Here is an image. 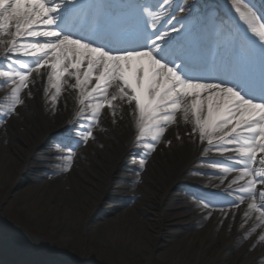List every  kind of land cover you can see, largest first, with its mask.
Segmentation results:
<instances>
[{
  "label": "snow or ice",
  "instance_id": "obj_1",
  "mask_svg": "<svg viewBox=\"0 0 264 264\" xmlns=\"http://www.w3.org/2000/svg\"><path fill=\"white\" fill-rule=\"evenodd\" d=\"M228 5L220 12L207 0H0V58L7 61L0 85H10L11 100L0 124L39 80L53 107L76 92L72 128L57 143L67 149V172L75 147L94 139L102 110L115 122L127 105L136 117L139 174L166 129L182 120L187 135L234 162L222 169L236 175L221 213L226 218L247 201L244 222L255 213L264 228V0ZM194 198L210 216L213 201Z\"/></svg>",
  "mask_w": 264,
  "mask_h": 264
},
{
  "label": "rangeland",
  "instance_id": "obj_2",
  "mask_svg": "<svg viewBox=\"0 0 264 264\" xmlns=\"http://www.w3.org/2000/svg\"><path fill=\"white\" fill-rule=\"evenodd\" d=\"M216 1H222L229 7L228 0H211L207 3L216 9ZM185 2L200 6L205 4V0ZM1 88L10 90V85H0ZM23 100L24 103L15 107V115L26 111L27 104L35 98ZM10 104V96L0 99V115ZM8 122L9 117L0 124V137L6 139L0 142V161L5 150L11 153L15 161L5 164L4 168H1L3 165L0 163V264H175L176 258L168 257L167 240L185 234L176 253L185 260L189 259L188 253L193 242L202 238H205L204 245L208 241L216 246L222 242L219 240L221 228L214 221L225 218L220 208L229 209L232 197L228 198L221 189L216 190L209 178H201L196 166L188 171L184 183L174 188L172 184H175L177 176L164 171L165 165L169 168L172 166L171 163L167 164L169 157L166 151H171L177 158L179 147L184 143L182 140L168 144L165 150L159 151L157 144L156 149L149 153L144 170L137 174L140 153L136 144L120 165L115 166L108 160L97 164L102 155L111 152L122 142L104 126V139L95 135L93 130L94 139H90L86 145L75 147L71 167L64 172V153L67 149L58 148L57 143L69 132L51 140L32 154L30 148L35 146V142L23 138L22 132L35 126L25 118H21L22 124L27 125L25 129L22 126H10ZM72 137L74 140V131ZM202 158L203 166L206 165L213 172L210 176L219 178L224 174L223 167L234 164L228 159ZM214 162L220 167L213 168ZM18 169H22L23 174L14 182V173ZM148 177L152 180L146 181L145 191L139 192L137 187L142 186L144 178ZM169 177L171 180H168ZM76 184L79 185L78 192L64 189ZM53 186L65 192L61 191L59 196L51 198L46 187ZM195 196L213 201L216 207L210 216L198 207L203 199L197 200ZM61 197L64 202L71 203L70 215H53L49 210L50 206L54 207V200ZM185 198L190 202L188 207H184ZM95 202H98V208L88 217L87 210H91ZM244 205L241 204L240 209L245 210ZM237 211L229 210L227 217H235ZM117 221L125 223L134 233H151L153 239L130 244L115 231ZM247 221L241 218L234 229L232 225L226 227L227 235H231L232 230L240 231L241 234L238 240L232 241L229 251L240 246L246 248V260L238 261L237 264H264V242L258 239L264 233V228L257 226L258 221L252 225L247 224ZM104 224L109 233H105L101 227ZM10 239L17 242L19 251H9ZM35 240L46 245L28 252L34 246L30 241ZM223 259L218 260L217 264Z\"/></svg>",
  "mask_w": 264,
  "mask_h": 264
},
{
  "label": "bare ground",
  "instance_id": "obj_3",
  "mask_svg": "<svg viewBox=\"0 0 264 264\" xmlns=\"http://www.w3.org/2000/svg\"><path fill=\"white\" fill-rule=\"evenodd\" d=\"M0 64H7V61L0 58ZM2 79V78H0ZM46 86L45 82L43 80H39L37 82V86L32 88V95L27 96L25 93H22V98L27 99L28 97H34L35 100L32 102H29L27 104L26 111H22L21 113L12 114L9 116V125H17L22 126L23 128L27 127L26 124H22L21 118H25L29 123L35 126L34 129H28L24 128L25 131L22 132L23 138L32 140L35 142V146L30 148V153L40 150L43 148V146L48 144L51 141V138L49 137L51 135H63L68 131V127L72 120H74V114L79 107L78 104V94L76 92H72L69 90V92H65L61 95L59 98L58 104L53 107L50 104L49 99H47L43 93V88ZM10 96V90L1 88L0 89V99L3 100L6 97ZM136 117L135 115L131 114V109L127 105L123 106V114L117 113V116L115 118V122H113V116L109 113V110L104 109L102 110L101 118L99 121V125L95 126L93 128L95 135L100 137L101 139H104V126H107L109 128V132H112L117 136V139L120 140V145L118 147H114L111 152H108L107 154L102 155L100 160L97 161L98 165H101V163L104 160L112 161L113 165H115L121 155H124L126 152V149L128 145L130 144V140H133L136 135L138 134V131L136 129ZM190 130V125L186 124L182 120L179 121L178 125H172L169 126L166 129L165 137L158 143V151L160 149H164L168 144L176 143L178 140H182L184 143L180 145L179 147V154L177 158L173 155L171 151H166V156L169 157L168 163H171L172 166L169 168L167 165L164 167V171L167 172V174H175L178 179L181 178L186 171L189 170V168L192 166H196V169H199L200 177L201 178H209L214 185L216 186V190L221 189L223 192H225L226 196L229 198L232 197L231 195H228V192L230 191L228 189V183L229 181L236 175V173H228L223 174L222 176L226 175V178L221 182V178L218 176H210L213 172L206 168V165L203 166V158H209L211 159H217V160H224L229 159L230 154H224V156H221L218 152L215 151V149H210L209 146L206 143L199 142L197 137H190L186 133ZM69 132V131H68ZM67 132V133H68ZM67 133L65 135H67ZM179 136V138H177ZM57 138V137H55ZM4 139V140H3ZM123 139V140H122ZM6 139L4 137H0V142H4ZM170 141V143H168ZM12 144V143H10ZM13 146V144H12ZM109 147V146H108ZM82 150V149H80ZM79 150V151H80ZM120 150L118 154L116 152ZM122 157V156H121ZM103 160V161H102ZM15 161L9 151L3 152V160L0 161V163L3 165L1 168H4V165L9 164L10 162ZM102 161V162H101ZM116 161V162H115ZM166 164V163H165ZM258 166V165H257ZM189 173V172H188ZM23 174L22 169H18L16 173H14V182L20 178V175ZM187 175V173L185 174ZM184 175V177H185ZM194 176V175H190ZM221 176V177H222ZM219 178V179H218ZM152 180L150 177L144 178L143 185L140 187H137L139 189V192L145 191L144 184L146 181ZM168 180H171L170 177ZM182 180V179H181ZM75 182V181H74ZM39 184V183H38ZM65 184V183H64ZM174 184H172L173 186ZM65 186V185H64ZM260 188V186L258 185ZM65 190L70 192H78L79 185L76 184V186L70 188V187H64ZM46 190L48 192L49 197H55L56 195L62 192H65V190H60V187L53 186V187H46ZM168 190V189H167ZM27 192L29 190H26ZM184 207H188L189 203L188 200L185 198ZM247 201L245 202V204ZM54 207L50 206L49 210L53 215H56L57 213L62 214L63 216L70 215V206L71 203H67L66 201H63V198H56L53 202ZM245 209H246V205ZM98 208V202H95L93 204V207L91 210H87V216H91L93 214L94 209ZM243 210L240 209L236 212L235 217H226V218H219L214 221L219 227L221 228L219 240V245L216 246V244L211 243L210 241L206 242V245H204L205 238L200 239L198 242H193L190 245L191 252L188 253V258L185 260V258H181L179 255L177 256V248L179 247L178 244L183 239L182 237L184 235L177 236V239L173 240H167V247H168V257L176 258L175 264H217V261L224 258L223 261L220 264H237L238 261H242L245 255V247L240 246L239 249H233L229 251L230 244L233 243L235 240H238L241 236L240 231L232 230L231 235H227L226 227L231 226L232 229H234V226H236L237 223L241 221V218H243ZM165 211H168V209H165ZM55 213V214H54ZM247 224L252 225L257 223L256 214L252 213L250 214V217L247 219ZM148 227L149 225L145 223ZM115 231L118 232V235L120 237H123L128 241L130 244L134 243L135 241L143 240L146 241L148 239H153V236L151 233H134L129 227L126 226L123 222H116ZM105 233H109V230L107 225L101 226ZM212 233V231H209ZM185 238V237H184ZM188 238V237H186ZM233 241V242H232ZM31 244L34 246H31L28 252L33 249H37V247L45 246L46 244L40 240L30 241ZM9 251H19V245L15 240L10 239L9 240ZM216 246V247H215ZM228 250V252H226ZM71 255V254H70ZM69 254H66L65 256H70ZM226 255V258H225ZM180 260V261H178ZM243 260V261H244ZM219 264V263H218Z\"/></svg>",
  "mask_w": 264,
  "mask_h": 264
}]
</instances>
